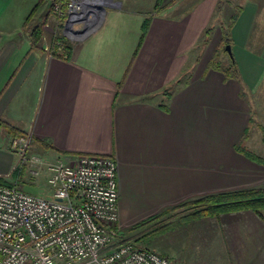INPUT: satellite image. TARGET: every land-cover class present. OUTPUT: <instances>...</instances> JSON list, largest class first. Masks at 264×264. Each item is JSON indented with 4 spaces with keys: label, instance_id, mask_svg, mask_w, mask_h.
Segmentation results:
<instances>
[{
    "label": "crops",
    "instance_id": "1",
    "mask_svg": "<svg viewBox=\"0 0 264 264\" xmlns=\"http://www.w3.org/2000/svg\"><path fill=\"white\" fill-rule=\"evenodd\" d=\"M149 1L148 13L123 0L84 2L67 37L53 0H0V180L19 187L17 133L53 160L112 156L127 241L135 225L185 201L264 188V0H163L158 12ZM228 25L235 76L210 64ZM58 37L68 58L55 54ZM173 231L178 248L160 254L175 252L178 264L181 250L185 264H264V210L186 219Z\"/></svg>",
    "mask_w": 264,
    "mask_h": 264
},
{
    "label": "built area",
    "instance_id": "2",
    "mask_svg": "<svg viewBox=\"0 0 264 264\" xmlns=\"http://www.w3.org/2000/svg\"><path fill=\"white\" fill-rule=\"evenodd\" d=\"M53 3L69 24H81L84 2ZM55 48L63 51L62 42ZM21 134L11 148L31 177L46 172L51 197L0 183V264H177L154 249L123 240L119 224L117 164L112 156L80 154L46 161Z\"/></svg>",
    "mask_w": 264,
    "mask_h": 264
},
{
    "label": "trees",
    "instance_id": "3",
    "mask_svg": "<svg viewBox=\"0 0 264 264\" xmlns=\"http://www.w3.org/2000/svg\"><path fill=\"white\" fill-rule=\"evenodd\" d=\"M60 2L62 5L65 4L66 0H53ZM163 0H158L155 11H159L161 8ZM40 2L35 5L33 10L31 11L27 20L34 15L38 7L40 6ZM62 19V22L65 20L66 16L59 15ZM147 28V24L145 26ZM224 39L223 42L226 44H230L229 32L231 29V25H228L224 28ZM32 34H35L33 38V43L36 45L39 39L41 38V29L40 26L32 28ZM212 31L211 27H208L205 31V35ZM59 42L63 44V51L55 54L68 58L70 54V47L66 45L64 42V37H58ZM211 66L222 70L226 76H235L236 75V63L234 61V57L231 56V59L228 64L222 63L219 58V51L215 53V55L211 58L210 61ZM19 134L17 133L16 136ZM15 136V137H16ZM264 139V136H263ZM244 153L249 155L250 157L256 158L258 161H262L263 159L257 156L252 151L245 149L243 146L238 147ZM1 184L9 185L6 182L0 180ZM10 186V185H9ZM185 209L186 213L184 215H178V210ZM251 209L262 215V211L264 210V188H250V189H242L236 191H228L221 192L216 194L206 195L197 199L185 201L180 203L174 207L168 208L161 213L153 215L139 224L135 225V228L150 226V229L143 233L142 239L146 241V239H151L152 234L166 232L174 228V221H172L173 216L176 215L185 218V219H196L202 216H218L221 213L229 212V211H238ZM168 219V220H167ZM170 219V220H169ZM152 224V225H151ZM154 224V226H153Z\"/></svg>",
    "mask_w": 264,
    "mask_h": 264
},
{
    "label": "rangeland",
    "instance_id": "4",
    "mask_svg": "<svg viewBox=\"0 0 264 264\" xmlns=\"http://www.w3.org/2000/svg\"><path fill=\"white\" fill-rule=\"evenodd\" d=\"M90 1V0H89ZM92 1V0H91ZM125 7L130 8L135 10L136 12H149L147 8H149L151 6V2L149 0H123ZM53 3H57V1H53L52 5H51V9H53ZM163 5V4H162ZM161 5V6H162ZM54 10V9H53ZM213 38H215V35L213 36ZM212 47L214 46L213 42H211ZM226 43L223 42V40L219 43L218 48L216 49V52L219 51V58L221 60V62L224 64L225 59H226V55H228V51H226ZM262 111L264 113V107H261ZM260 117V115L258 116ZM255 121V119H254ZM258 124H263L262 128H263V132H264V114H263V121L261 122L259 119ZM32 154L37 155L39 157H42L43 160L46 161H50L53 160V158L50 156H46L44 155L43 150H40L38 152L33 153L32 150L30 149L28 152V156L30 157ZM28 166L26 165H20L17 167V170L15 171L16 174V179L19 182V187L24 190L27 191L29 193H32L34 195L37 196H41V197H46L49 198L50 195L52 194L50 185L47 181V174L46 172H40L38 176L36 177H31L30 172H29ZM179 214L178 215H184L186 213L185 209H180L178 210ZM176 215L175 217L173 216L172 221H174V228L171 230H168L166 232H160V233H154L152 234V238L151 239H146L143 240L142 236L143 233L148 231L150 229V226H145V227H139V228H135L133 227L132 231H128L125 232V234L123 235V237L127 238L129 241H134L136 243H138V245L142 246V247H147L150 246L149 249H154L156 251H158L159 253H162V250H166L167 253L172 249H177V244L175 245V242L177 237V232H174L173 230H175V228H177L182 222L183 220H186L185 218H182L180 216ZM168 220V219H167ZM170 220V219H169ZM152 225V224H151ZM154 226V224H153ZM173 231V232H172ZM177 247V248H175ZM181 255H182V264L184 263V251L181 250ZM171 254V253H169ZM169 254H167V256L175 261L177 263V256L176 253L174 252L172 257L169 256ZM187 256V255H186ZM178 264V263H177Z\"/></svg>",
    "mask_w": 264,
    "mask_h": 264
},
{
    "label": "water",
    "instance_id": "5",
    "mask_svg": "<svg viewBox=\"0 0 264 264\" xmlns=\"http://www.w3.org/2000/svg\"><path fill=\"white\" fill-rule=\"evenodd\" d=\"M105 11H106V8L105 7H101L100 20L95 25H93V27L91 29H90V27L87 26L84 31H76L77 33L75 32L76 34H79L80 35V36L78 35V39L83 38L85 35H87L92 29H94L100 23V21L102 20L103 15L105 13ZM69 22L70 21L67 19L66 24H65V34H66L67 37H71V33L72 32L74 33V31L68 25ZM226 50L232 56L231 45H227Z\"/></svg>",
    "mask_w": 264,
    "mask_h": 264
},
{
    "label": "flooded vegetation",
    "instance_id": "6",
    "mask_svg": "<svg viewBox=\"0 0 264 264\" xmlns=\"http://www.w3.org/2000/svg\"><path fill=\"white\" fill-rule=\"evenodd\" d=\"M100 14H101V12H100Z\"/></svg>",
    "mask_w": 264,
    "mask_h": 264
}]
</instances>
